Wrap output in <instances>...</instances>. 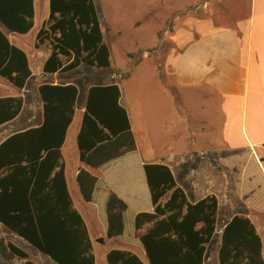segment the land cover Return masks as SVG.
Returning <instances> with one entry per match:
<instances>
[{
    "label": "trees",
    "instance_id": "trees-1",
    "mask_svg": "<svg viewBox=\"0 0 264 264\" xmlns=\"http://www.w3.org/2000/svg\"><path fill=\"white\" fill-rule=\"evenodd\" d=\"M49 7L36 42L38 46L48 40L51 45L44 71L71 70L83 63L97 68L111 65L110 47L94 0H49ZM33 24L34 0H0V75L17 88L31 75L29 60L2 26L25 33ZM39 90L43 123L14 132L0 143V221L59 264H95L86 224L72 204L60 161V147L75 113L79 88L74 83L45 82ZM120 96L115 82L93 84L88 89L77 141L80 159L101 175L81 168L82 193L87 201L97 204L106 237L141 246L150 264H160L156 251L165 242L174 249L193 251L202 264L216 229L218 199L209 194L191 202L167 164L142 161ZM22 105L20 95L0 97V124L14 118ZM220 162L236 172L235 187L244 204L264 213V173L252 150L243 149ZM55 166V176L49 177ZM37 167L41 169L38 172ZM54 183L60 185L57 190L65 198L59 205L50 199ZM172 234L173 238H165ZM261 246L250 218L235 214L223 228L220 264H264ZM8 248L23 259L22 264H41L11 242ZM121 259L125 264H144L126 251L107 253L109 264Z\"/></svg>",
    "mask_w": 264,
    "mask_h": 264
},
{
    "label": "crops",
    "instance_id": "crops-1",
    "mask_svg": "<svg viewBox=\"0 0 264 264\" xmlns=\"http://www.w3.org/2000/svg\"><path fill=\"white\" fill-rule=\"evenodd\" d=\"M242 1L245 3L247 0ZM248 1L245 12L241 13L236 7V16H242L237 20L238 26L219 22L215 17L217 11L213 9L212 15L206 19L197 17L190 29L186 28L183 33L174 36V41L180 49L167 62L169 71L166 78L182 89L178 99L184 112H181L182 116L177 121L181 130L177 131L179 137L176 140L181 146L177 149L171 148L165 154L157 153L153 156L142 152L130 100L122 81L89 82L88 75L80 71L84 63L71 70L44 71V62L51 52V45L48 40L38 46L36 42L37 33L49 16L50 7L48 11L46 9L49 0H34V24L28 32H13L2 26L9 40L26 52L31 75L22 88L13 86L7 78L0 75V97H23L22 108L16 116L0 124V143L14 132L35 128L43 123V100L39 90L41 84L74 83L79 88L75 113L60 147V161L64 165L66 187L72 204L86 224L95 264H109L107 253L110 250L129 252L144 264H150L147 253L141 246L119 238L106 237L98 216L97 204L85 199L78 180L81 168L96 176L101 175L99 170L80 159L77 141L88 89L93 84L113 82L120 87V103L127 109L142 161L167 164L191 202L209 194L216 195L218 199L216 229L206 245L202 264H220L223 228L235 214L241 213L248 216L255 225L261 237V254L264 259V213L244 204L236 191V172L220 162L222 158L250 148L264 173V0ZM94 2L97 8L96 1ZM42 8L44 13L39 15L38 10ZM97 11L99 15L98 8ZM233 14L230 12V15ZM101 28L109 45L102 24ZM113 65L111 59L109 67ZM131 74L124 79L130 78ZM160 86L165 85L160 81ZM191 104L196 105L195 110L199 111L196 117L191 115L187 108ZM212 106L219 112L218 121L215 123L212 122L215 117L214 112H211ZM22 142L27 143L26 140ZM41 154L44 155L43 152ZM57 169L58 166L52 168L49 177H54ZM39 170L41 169L37 167V172ZM50 186L53 190L50 197L52 204L59 205L60 200L64 202L65 198L61 197L60 190H57V187L61 188L60 185L54 183ZM174 236L172 234L165 238ZM0 242L8 249L10 260L14 264H22L23 259L9 250L8 242L26 251L29 258L35 262L59 264L1 221ZM164 244L156 251L161 257L160 264H199L193 251L171 248L169 242ZM251 245L253 246V243ZM112 264L125 263L121 259L114 260Z\"/></svg>",
    "mask_w": 264,
    "mask_h": 264
},
{
    "label": "rangeland",
    "instance_id": "rangeland-1",
    "mask_svg": "<svg viewBox=\"0 0 264 264\" xmlns=\"http://www.w3.org/2000/svg\"><path fill=\"white\" fill-rule=\"evenodd\" d=\"M95 1L114 65L96 68L84 64L80 71L88 75L89 82L122 81L144 154H165L171 148H179L181 145L176 140L181 128L177 121L184 110L178 97L182 89L166 78L167 62L180 49L174 36L190 29L197 17L206 19L212 15L213 9L217 11L215 17L219 22L238 26L237 20L242 16H236V7L243 13L249 1L209 0L207 7L196 10L194 8L206 0ZM46 9L49 10L48 3ZM38 12L42 15L44 8ZM130 74V78L124 79ZM160 81L164 87L160 86ZM195 106L191 104L187 108L196 117L199 111ZM211 109L215 123L219 112L215 106ZM10 258L8 249L0 242V264H14Z\"/></svg>",
    "mask_w": 264,
    "mask_h": 264
},
{
    "label": "built area",
    "instance_id": "built-area-1",
    "mask_svg": "<svg viewBox=\"0 0 264 264\" xmlns=\"http://www.w3.org/2000/svg\"><path fill=\"white\" fill-rule=\"evenodd\" d=\"M209 3H210V1L206 0L201 5H197L194 9L196 10V9H199V8H205V7L208 6Z\"/></svg>",
    "mask_w": 264,
    "mask_h": 264
}]
</instances>
